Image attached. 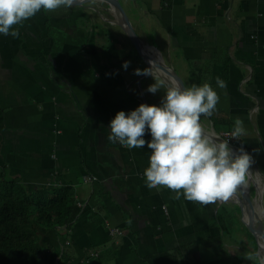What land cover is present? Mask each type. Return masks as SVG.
I'll return each mask as SVG.
<instances>
[{
  "label": "crops",
  "instance_id": "crops-1",
  "mask_svg": "<svg viewBox=\"0 0 264 264\" xmlns=\"http://www.w3.org/2000/svg\"><path fill=\"white\" fill-rule=\"evenodd\" d=\"M119 2L147 53L163 62L159 49L179 54L194 76L187 86L207 82L217 91L200 122L212 135L240 122L242 134L228 143L250 154L246 181L264 189V0ZM14 27L18 37L0 34V166L29 190L70 184V234L48 232L58 244L69 240L68 264H96L98 255L103 264H253L241 244L226 249L217 225V207L231 199L205 204L149 189L151 150L108 139L117 110L159 103L164 92H148L153 77L135 74L147 67L113 7L91 0L41 10ZM260 207L253 215L264 217Z\"/></svg>",
  "mask_w": 264,
  "mask_h": 264
},
{
  "label": "clouds",
  "instance_id": "clouds-1",
  "mask_svg": "<svg viewBox=\"0 0 264 264\" xmlns=\"http://www.w3.org/2000/svg\"><path fill=\"white\" fill-rule=\"evenodd\" d=\"M74 0H0V34L12 38L20 35L15 25L33 17L41 10L70 8ZM128 61L122 66L127 68ZM149 67L134 69L135 74L151 75L147 91L164 89L159 103L141 102L125 112L117 110L108 122L112 142L128 148L147 146L150 149L143 177L149 189L167 187L190 201L210 203L228 199L246 180L251 163L243 147L234 150L228 141H220L205 133L200 122L202 114L211 115L219 99L217 91L207 82L182 87L173 77H158ZM217 87H225L217 77ZM150 139L145 138V133ZM236 122L233 137L242 134ZM220 134H217V136ZM222 137V136H221ZM223 138V137H222ZM224 139V138H223ZM225 140V139H224ZM69 244V240L62 245ZM264 264V257L260 258Z\"/></svg>",
  "mask_w": 264,
  "mask_h": 264
},
{
  "label": "trees",
  "instance_id": "trees-1",
  "mask_svg": "<svg viewBox=\"0 0 264 264\" xmlns=\"http://www.w3.org/2000/svg\"><path fill=\"white\" fill-rule=\"evenodd\" d=\"M194 84L200 85L199 82ZM70 193V184L66 182L48 189L29 190L20 178L8 176L0 166V264H68L67 252L59 251V239H49L48 232H57L64 226L70 234L74 205ZM227 204L229 202L219 204L215 218L220 231L228 234L233 227L234 211H230ZM237 208L240 209L238 205ZM237 214L240 220L239 212ZM60 237L62 240L64 236L60 234ZM96 264H103L99 255Z\"/></svg>",
  "mask_w": 264,
  "mask_h": 264
},
{
  "label": "rangeland",
  "instance_id": "rangeland-1",
  "mask_svg": "<svg viewBox=\"0 0 264 264\" xmlns=\"http://www.w3.org/2000/svg\"><path fill=\"white\" fill-rule=\"evenodd\" d=\"M161 47L162 46H160V48ZM159 52H160V54L164 60V63L167 65H170L174 69L176 74H178L180 76V78L183 80L185 87H190V86H187V83L190 81L192 82L194 79V76L191 75V77L189 79V76H188L189 74H187V66L186 65L184 66L185 61L183 59H181V57H179V54H176V55L172 54L171 56H168V54L165 52L164 48L159 49ZM184 67H186V70ZM232 130H234V129H232ZM204 131L206 133H211V131H207L206 129H204ZM213 136L217 137V134L215 135L213 132ZM254 184H255V182H253V180H250V181L245 180V182L243 184L244 187L246 186L245 188L247 190V192H245V193H248V196L250 197L254 207H256V204H260V202H261V205L264 209V189H262L263 192H262V190L259 191L257 185L255 184L256 186H255V188H253L254 189V191H253L252 187L254 186ZM238 189H239V191L242 190L240 186ZM239 191L237 189L235 190V192H237L238 195H240ZM260 197H261V200H260ZM228 199L237 201V196L235 194H232ZM234 201L229 202V205L227 204L228 209L230 211L232 209L234 210V216L232 217L233 227L231 229V233H228V234L222 233V239H223V241L227 242L226 244L228 245V247H226V249H228L230 252H238V247H239L238 244H241L242 245L241 249H244V251L242 253L245 256V258H248L249 260H251L253 262V264H260V258L264 257V254L261 251L260 252L257 251V246L254 250V244H256L255 243V237L253 236V234L251 232L250 233L252 235L251 234L248 236L246 235V232L249 230L246 227H243V225L241 224V222H242L241 219L239 220L237 218V215H238L237 213L239 212V214L241 215V211H240V209L237 208L238 203L235 204ZM244 203H245V200H242L243 205H244ZM256 216L254 215V217H253L254 225L259 226L264 231V217L263 216L261 217V215L259 216L258 214H256ZM239 218H240V216H239ZM62 227H63L62 229L65 231L66 228L64 226H62ZM58 232H59V229H58ZM58 248H59V250L62 249V245L59 244ZM239 253H241V252H239Z\"/></svg>",
  "mask_w": 264,
  "mask_h": 264
},
{
  "label": "water",
  "instance_id": "water-1",
  "mask_svg": "<svg viewBox=\"0 0 264 264\" xmlns=\"http://www.w3.org/2000/svg\"><path fill=\"white\" fill-rule=\"evenodd\" d=\"M90 1L91 0H74L73 4L80 5V4H83L85 2H90ZM103 1L106 2V4L108 6L113 7L118 12L119 16L121 17V23H122V26L124 27V30L126 31L127 37L132 42V44H133L134 48L136 49L137 53L139 54V56L145 62L146 67H149L152 63V67L149 70L152 71L154 74H157L159 76H164L166 78H173L174 77L181 84L182 87H185L180 76L178 74H176V72L172 68H170L168 65H166L163 61L157 60L154 56H152L150 53H147L144 50V48L141 45L139 39L137 38L135 32L133 31V28H132V26H131V24H130V22H129L126 14H125V11H124L121 3L119 2V0H103ZM89 8H90V6H89ZM92 9H94V8H92ZM160 60H161V58H160ZM158 70L163 71L164 75L159 73ZM206 134L212 136L216 140L226 141L219 135L217 137H215L211 133H206ZM238 188H237V190L239 191ZM233 194H235L238 198V201L237 202L235 201V202L238 203V206L242 212L241 216H243L245 212L247 213V211L250 210L249 218L245 217V215H244V217H241V220H242V223L249 230V232H251L253 234V236L255 237L257 251L260 252L261 251L260 250L261 244L264 243V231L259 226L254 225L253 217L250 216L253 209H254L252 201H251L250 197L248 196V193H244L242 190L239 191L240 195H238L237 192H235V191L233 192ZM242 200H245L244 205L242 204ZM262 251L264 254V248Z\"/></svg>",
  "mask_w": 264,
  "mask_h": 264
},
{
  "label": "bare ground",
  "instance_id": "bare-ground-1",
  "mask_svg": "<svg viewBox=\"0 0 264 264\" xmlns=\"http://www.w3.org/2000/svg\"><path fill=\"white\" fill-rule=\"evenodd\" d=\"M120 26V25H119ZM123 29V28H122ZM148 49V48H147ZM147 51V50H146ZM155 58L157 59V60H159V61H161L160 60V57H159V55L157 54V52H155ZM144 62V61H143ZM159 71V73H161V74H163L164 72L163 71H161V70H158ZM164 75V74H163ZM259 178V177H258ZM257 178V179H258ZM250 179V178H249ZM259 181V180H258ZM257 186H258V189H259V191H261L262 190V186H260V184H258L257 183ZM241 187V189H242V191L245 193V192H247V190H246V186L244 187V185H241L240 186ZM251 188V187H250ZM252 189H253V187H252ZM253 191H254V189H253ZM255 193V192H254ZM229 201H231V200H229ZM233 201V200H232ZM255 211L256 212H258V213H262V211H261V207H260V204H256V207L253 209V211H252V213H251V217H254V213H255ZM249 214H250V210L249 211H247V213L245 212V215H246V217L247 218H249ZM256 216V215H255ZM257 217V216H256ZM263 248H264V243H262L261 244V252L263 253Z\"/></svg>",
  "mask_w": 264,
  "mask_h": 264
},
{
  "label": "built area",
  "instance_id": "built-area-1",
  "mask_svg": "<svg viewBox=\"0 0 264 264\" xmlns=\"http://www.w3.org/2000/svg\"><path fill=\"white\" fill-rule=\"evenodd\" d=\"M164 1V4L167 5L168 3V0H163ZM233 132L234 130H227V131H224V132H221L219 133L220 136H222L226 141L228 142H235L238 138H239V135L237 137H233ZM233 148V147H232ZM234 149V148H233ZM235 150V149H234ZM85 180L87 179H91L89 176L87 177H84ZM110 233L113 234V233H120L119 230L117 228H114V227H111L109 229Z\"/></svg>",
  "mask_w": 264,
  "mask_h": 264
}]
</instances>
